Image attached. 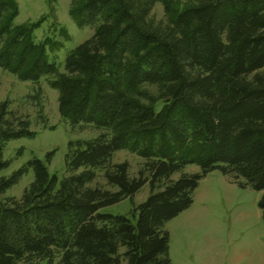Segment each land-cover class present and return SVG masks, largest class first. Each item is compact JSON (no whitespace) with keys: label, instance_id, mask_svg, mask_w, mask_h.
<instances>
[{"label":"trees","instance_id":"trees-1","mask_svg":"<svg viewBox=\"0 0 264 264\" xmlns=\"http://www.w3.org/2000/svg\"><path fill=\"white\" fill-rule=\"evenodd\" d=\"M156 4L164 22L151 19ZM17 12L0 0V68L52 77L59 116L98 136L68 142L61 179L36 158L0 177V264H170L164 225L212 172L259 193L264 221V0H73L69 16L93 32L63 73L46 51L59 44L34 40L42 18L14 26ZM29 128L0 102V171L7 142L34 137ZM122 150L143 160L135 176L112 161ZM29 169L20 198L4 197ZM144 185L129 216L101 212Z\"/></svg>","mask_w":264,"mask_h":264},{"label":"rangeland","instance_id":"rangeland-1","mask_svg":"<svg viewBox=\"0 0 264 264\" xmlns=\"http://www.w3.org/2000/svg\"><path fill=\"white\" fill-rule=\"evenodd\" d=\"M15 1L18 12L13 25L34 23L42 18L39 28L33 32L34 40L41 43L48 39L59 44L52 51L47 47L46 51L57 72L63 73L65 57L91 36L93 27L76 26L69 16L73 0ZM151 19L155 23L165 21L161 5L153 7ZM51 79L43 77L36 84L22 82L0 68V102L6 101L10 112L28 119L29 129L34 133L32 138L7 142L2 151L7 167L0 171V177L10 176L36 158L45 164L50 176L61 179L65 175L68 142L98 136L92 125L72 126L59 116L57 91L48 85ZM50 152V160L45 163ZM112 161L126 162L130 176H135L143 163L140 157L126 150L116 152ZM198 171L197 166H187L183 173ZM32 180L33 172L29 169L4 197L20 198ZM95 184L104 183L97 178ZM148 194V186L144 185L131 200L125 199L101 212L129 216L132 206L143 202ZM258 198L257 192L224 183L218 172L206 175L193 193L192 205L164 225L169 236L170 264H264V221L257 207Z\"/></svg>","mask_w":264,"mask_h":264},{"label":"crops","instance_id":"crops-1","mask_svg":"<svg viewBox=\"0 0 264 264\" xmlns=\"http://www.w3.org/2000/svg\"><path fill=\"white\" fill-rule=\"evenodd\" d=\"M211 174V173H210ZM223 181H224V183H227L229 186H232L233 184H231L228 180H227V178L226 177H224L223 176ZM233 186H235V185H233ZM195 191H196V189H195Z\"/></svg>","mask_w":264,"mask_h":264}]
</instances>
